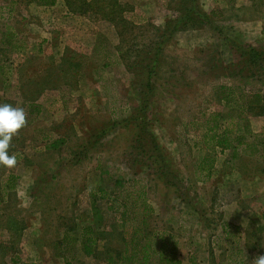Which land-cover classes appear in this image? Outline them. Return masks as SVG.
<instances>
[{
    "label": "rangeland",
    "instance_id": "1",
    "mask_svg": "<svg viewBox=\"0 0 264 264\" xmlns=\"http://www.w3.org/2000/svg\"><path fill=\"white\" fill-rule=\"evenodd\" d=\"M38 1L0 0V104L23 107L27 121L10 144L16 165L0 164V264H66L53 244L95 222L98 189L110 246L122 245L113 216H142L147 202L151 228L177 236L181 264H255L264 142L257 157L218 149L210 174L201 163L207 120L259 94L242 115L264 134V0H117L126 26ZM198 7L212 23L182 20L170 33Z\"/></svg>",
    "mask_w": 264,
    "mask_h": 264
},
{
    "label": "trees",
    "instance_id": "2",
    "mask_svg": "<svg viewBox=\"0 0 264 264\" xmlns=\"http://www.w3.org/2000/svg\"><path fill=\"white\" fill-rule=\"evenodd\" d=\"M57 0H39L38 4L52 6L56 4ZM65 0V3L69 11L73 13H79L88 15L89 17L96 16L102 19H111L117 26L124 25V17L122 11L125 7L120 6L117 0ZM106 4V5H105ZM105 5V6H104ZM116 8V10H115ZM120 8V9H119ZM197 10L191 12L187 10L183 19L180 18L175 28L171 27L170 33L178 30L182 20H198L201 24L212 23L213 12L207 13L203 10ZM117 15L119 16L117 18ZM222 33V31H221ZM164 42V43H163ZM156 43V49L153 57L154 61L158 60V56L166 45V39ZM234 45L238 49L241 59H247L250 64L255 61H260V53L252 47L250 44L248 47L241 45V43L234 42ZM151 71V70H150ZM152 71L150 72V75ZM239 90L241 88H238ZM261 98L255 101H243L242 106L238 109V112L234 113V109H230L224 113H214L212 118L207 121L208 128L204 134V142L208 148V152L201 163L204 169L209 168V174L214 165L218 149L225 151L227 149L242 148L241 153H244L250 157H257L261 152L260 146L264 142V137L252 130V128L246 123L242 115V110L251 109L255 103H262ZM226 105L234 103L237 98L226 97L223 98ZM263 105V104H262ZM245 107V108H244ZM139 120V117H135ZM212 123V124H210ZM64 139H54L50 144H47L48 149H58L63 143ZM210 160V161H209ZM209 161V164H208ZM208 164V166H207ZM10 191L15 189V185L9 186ZM96 192L92 191V214L95 219L93 224H86L82 227L78 237L71 236L66 233L59 241L53 244L54 256L57 258H63L66 264H84V262H77L74 250L89 256L93 259V264H181V258L179 254V244L177 236L167 230L159 231L152 229L149 223V219L155 213L153 209L145 202V208H148V212H143L142 216L137 218H131V216L115 214L113 216V225L120 231L122 245L120 248L110 246L107 243L110 234L107 231V222H104L106 212H102V209L98 206V199ZM102 193L103 191L100 190ZM108 208V207H107ZM110 208H112L110 206ZM117 213V212H116ZM114 214V213H113ZM264 218V216H263ZM132 223V225L128 224ZM107 243V244H106ZM13 264H41V263H21L18 259L13 260Z\"/></svg>",
    "mask_w": 264,
    "mask_h": 264
},
{
    "label": "clouds",
    "instance_id": "3",
    "mask_svg": "<svg viewBox=\"0 0 264 264\" xmlns=\"http://www.w3.org/2000/svg\"><path fill=\"white\" fill-rule=\"evenodd\" d=\"M23 107L0 104V164L6 167L16 165L15 156L9 155V148L14 135L26 125ZM255 264H264V254L255 257Z\"/></svg>",
    "mask_w": 264,
    "mask_h": 264
},
{
    "label": "crops",
    "instance_id": "4",
    "mask_svg": "<svg viewBox=\"0 0 264 264\" xmlns=\"http://www.w3.org/2000/svg\"><path fill=\"white\" fill-rule=\"evenodd\" d=\"M90 20V19H89ZM234 23H239V22H236V21H234ZM245 24H248V22H244Z\"/></svg>",
    "mask_w": 264,
    "mask_h": 264
}]
</instances>
